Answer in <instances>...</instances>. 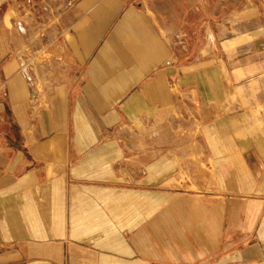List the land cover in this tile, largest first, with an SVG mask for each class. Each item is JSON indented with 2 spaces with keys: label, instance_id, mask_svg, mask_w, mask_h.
Masks as SVG:
<instances>
[{
  "label": "crops",
  "instance_id": "0c3cea01",
  "mask_svg": "<svg viewBox=\"0 0 264 264\" xmlns=\"http://www.w3.org/2000/svg\"><path fill=\"white\" fill-rule=\"evenodd\" d=\"M231 1L0 0V264H264V0Z\"/></svg>",
  "mask_w": 264,
  "mask_h": 264
},
{
  "label": "rangeland",
  "instance_id": "374dc122",
  "mask_svg": "<svg viewBox=\"0 0 264 264\" xmlns=\"http://www.w3.org/2000/svg\"><path fill=\"white\" fill-rule=\"evenodd\" d=\"M140 3H147L149 7L154 8L155 10L159 9V13H165L166 15H172V22L178 25L179 14L184 13L186 10L190 9L192 17L195 15H202L204 19L208 16H216L218 22L221 23L224 19L226 13L236 8L237 5L231 0H134ZM158 3L162 5H158ZM239 7V6H237ZM256 8V7H255ZM259 12H263V7L259 9ZM201 19L200 17H198ZM194 19V18H193ZM189 20L187 23V30L189 31L191 26ZM202 28V27H201ZM202 34V32H201Z\"/></svg>",
  "mask_w": 264,
  "mask_h": 264
},
{
  "label": "built area",
  "instance_id": "2783aa9c",
  "mask_svg": "<svg viewBox=\"0 0 264 264\" xmlns=\"http://www.w3.org/2000/svg\"><path fill=\"white\" fill-rule=\"evenodd\" d=\"M29 3H31V1H29Z\"/></svg>",
  "mask_w": 264,
  "mask_h": 264
}]
</instances>
